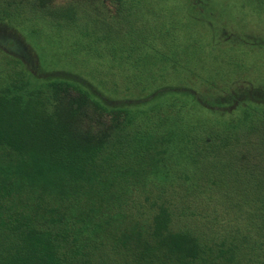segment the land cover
<instances>
[{
  "label": "trees",
  "instance_id": "trees-1",
  "mask_svg": "<svg viewBox=\"0 0 264 264\" xmlns=\"http://www.w3.org/2000/svg\"><path fill=\"white\" fill-rule=\"evenodd\" d=\"M3 15L0 264H264L263 137H209L199 151L186 122L128 131L170 96L193 116L247 123L239 92L231 107L183 83L111 96L80 71H34V48Z\"/></svg>",
  "mask_w": 264,
  "mask_h": 264
},
{
  "label": "rangeland",
  "instance_id": "rangeland-1",
  "mask_svg": "<svg viewBox=\"0 0 264 264\" xmlns=\"http://www.w3.org/2000/svg\"><path fill=\"white\" fill-rule=\"evenodd\" d=\"M0 14L18 31L8 33L22 35L34 48V71H80L111 96L183 83L227 107L236 90L239 106L251 110L249 122L225 124L193 116L190 103L170 96L149 117L133 118L130 133L160 131L164 117L186 122L184 132L199 151L209 149V137L215 144L239 137L235 148L248 137L264 140V104L254 109L246 99L264 90V0H0ZM177 168L175 173L190 170Z\"/></svg>",
  "mask_w": 264,
  "mask_h": 264
}]
</instances>
